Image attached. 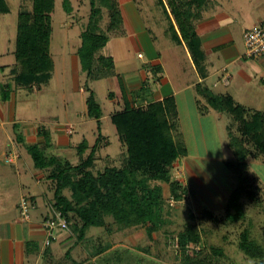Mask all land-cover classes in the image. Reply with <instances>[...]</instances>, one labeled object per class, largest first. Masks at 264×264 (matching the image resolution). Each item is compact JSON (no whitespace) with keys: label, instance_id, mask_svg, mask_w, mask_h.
Segmentation results:
<instances>
[{"label":"rangeland","instance_id":"rangeland-1","mask_svg":"<svg viewBox=\"0 0 264 264\" xmlns=\"http://www.w3.org/2000/svg\"><path fill=\"white\" fill-rule=\"evenodd\" d=\"M64 1L56 0V9L52 16L53 34L50 54L56 67L53 73L54 76H52L53 79L50 82L41 83L42 89H39L36 84L32 88L27 86L24 91L25 94H19L17 97L18 110L19 112L21 111L22 117L32 119V121L34 119L42 120V122L35 124L31 131L26 132L27 135L31 136L27 137L29 143L38 142L35 137L38 128L55 134L59 141L53 139L50 148L46 146L43 148L46 156L57 158L62 168L67 163L75 166L87 159L99 138V131L101 130L103 141L99 144L94 166L92 167V172L98 174L104 171L106 167L113 165L122 167L127 162V147L121 142L111 117L117 111L123 110L122 99L124 96L126 99L131 100L132 90L137 86L131 83L130 80H133V77H137L133 75L138 73L137 69L139 72L149 69L144 64H148L150 60L148 58L146 60L138 59L137 56L136 58H126L127 60L122 58L116 60L118 71H120L117 73H123L121 79L126 83L124 84V93L119 87L115 76L113 77L107 73L98 64H96L95 68V75L98 76V79L89 78L82 73L77 54L82 41L81 36L83 33L91 31L92 26L95 25L93 24L94 21L98 22L95 26L100 29V33L105 34L110 22L109 13L107 9L97 3V7L102 10V13L94 17L93 8L89 0H68L69 3L66 7ZM220 1L226 3L227 0ZM6 3L9 13L0 15V66L13 64L18 66L14 55L18 16L22 10L32 12L33 3L31 0H6ZM230 4V6L232 4L233 6L238 5L240 8L244 4L248 5V1L245 3L241 1L238 4V0H231ZM247 9L250 12L252 10L253 14L251 18H249L251 13L248 15V20L252 19L253 21L254 17L261 16V14H257L259 11L255 10L253 12L254 8L249 7ZM254 21L256 22V19ZM239 36L238 40L241 39ZM112 53L109 46L98 53V56H110ZM168 70L170 71V79L180 83L176 81V75L171 67ZM140 76L141 83H143L146 78L143 77V73ZM149 81L152 85L157 83V79L154 77H151ZM87 88L94 90L97 94L104 113L101 121L88 117L86 100L89 93ZM154 91H156V87H154ZM185 96L187 95L179 97L181 99L179 103L181 104L182 112L184 111L185 103L183 101L186 98ZM208 109H211V107ZM184 120L186 121L182 122L186 132L184 135L189 145V153L193 156V159L196 158L195 161L202 167L203 171H195L193 170L194 167H192L193 164H187L191 155L178 158L171 167L169 166L171 171L168 175L171 178L178 179L186 190V193L180 195L181 200L179 201L172 196L169 184L165 181H160V177L148 179L151 187H159L162 190L165 216L169 222L166 227L160 232L153 234L152 238L149 239L147 234L148 224L124 228L119 226L112 217L108 216L105 219V227L90 228L84 241L77 243L78 235L73 229H75V226L81 227L82 223L75 215H71L72 227L70 225V229L67 232H58V240L53 242L50 247L54 253L53 264H183V254L193 255V260L197 262L205 259V264H256L253 259L248 258L239 248L240 235L245 230H249L251 239L257 244L264 246V218H259L258 211L255 216V211H250V204H246L244 203L245 200H241V204L244 203L245 219L237 223L227 224L226 221H223L226 218V200L224 203L222 201L218 202L219 197L217 199V195L214 193L215 185L213 182L226 195L244 187V183L241 180L244 177L241 174H243L242 166L245 161L238 162L235 154H232L233 150L231 151L228 147L229 134L225 127L233 123L227 115L218 124H215L216 120L213 121L211 116L200 118L199 122L192 120L193 123L188 122L186 118ZM170 121L174 124L175 119L171 117L167 122L170 123ZM216 131L219 134H216ZM233 134L238 135L236 131ZM174 136L177 137V134ZM84 142L87 143L88 149L81 156L78 147ZM10 143L11 150L9 152L12 151L18 154L17 151L21 153L25 150L24 145L19 144L14 137ZM29 160L24 161L23 158L22 161L23 163L30 162L33 167L31 156H29ZM226 160L231 161L230 165L235 168L231 169L234 172L229 171L227 165H225ZM14 163L16 161L9 164ZM251 166L253 167V171H251L255 172L261 179V195L264 198V166ZM57 168L58 165L54 169L49 168L42 171L41 180L43 182L40 186L36 184V180H32V187L43 188L44 194H42V197L49 200L52 206L55 203L54 195L56 191V182L53 180L52 174ZM251 171L250 173L252 174ZM160 174L158 172V176H161ZM147 175H149V172L145 170L137 172L138 178L147 177ZM25 182L26 180L23 181V183ZM15 183V186L9 189V194H12L10 199L13 202L19 197L21 202L22 198L20 197L22 194L20 193L17 180H15ZM30 188L31 186L24 190L26 195ZM31 191L33 192L34 190ZM63 194L69 198L72 197V191L70 190H65ZM263 205L258 204L253 207L260 209ZM52 209V212H54V207ZM205 210L213 212L217 218L221 219V223L219 219L217 221L204 219ZM34 213L35 211L33 210L31 218ZM194 226L198 227L202 234V243L192 245L193 248H196L194 252L192 251V246L187 247L190 251L182 250L181 252V250L177 249L178 247H174L175 243H173V240H170L169 243L168 239H170L172 234L175 235L177 232L194 228ZM219 248L224 251L225 255L223 258L213 253L214 250ZM104 249V255L97 260L96 254ZM47 258H49L48 255L45 256V259Z\"/></svg>","mask_w":264,"mask_h":264},{"label":"crops","instance_id":"crops-1","mask_svg":"<svg viewBox=\"0 0 264 264\" xmlns=\"http://www.w3.org/2000/svg\"><path fill=\"white\" fill-rule=\"evenodd\" d=\"M116 1L120 7L123 23L120 30L108 33L109 42L105 47L110 46L113 52L109 57H113L115 61V72L120 76L123 75V73H117L120 71H118L116 60L120 58L124 60L137 56L138 59L148 58L150 60L148 64H144L149 69H144L143 72L137 69L138 73L133 74L137 77H133L130 81L137 87L132 90V94L143 86L140 74L143 73L145 81L151 80V77L157 79L156 84L150 83L153 99L155 102L164 103V110L169 113L168 119L171 116L175 119L174 124L177 131L172 134H181L179 137L185 142L187 156L191 154L184 135L186 132L182 121H186L185 118L188 122L192 120L199 122L200 118L211 116L213 121L216 120L215 124H218L225 115L229 116L233 124L227 125L225 129L229 134L228 147L231 151L233 150L230 142L231 134L235 131L241 134L242 130L241 123L236 122L232 114L209 105L206 98L200 94L202 87L209 89L218 97L232 99L235 106H240L244 114L241 122L245 123L249 131L254 132L252 134L256 132L260 134L264 131V56L248 59L244 42V34L247 31L259 24H264V0H250V2L241 0L244 3L248 1V5L244 4L240 8L238 5L230 6L231 0H227L226 3L220 0H202L204 1L202 4L199 0H187L193 16L190 22L192 28L186 31L188 33L185 36L180 32L173 8L167 0ZM241 1L238 0V4ZM175 5L180 7L179 3ZM249 7L254 8L253 12L259 11L257 14L261 16L254 17L253 21L248 20L250 13L249 18L253 17L252 10L250 12L247 9ZM183 9L186 8L179 10ZM180 18L183 19V17ZM238 36L241 37L240 40ZM169 66L176 75V81L180 83L170 79ZM20 72L18 66L14 64L0 66V264H53L54 253L50 249L52 245L45 246L46 233L43 228V222L51 214L53 206L49 200L43 199V188L32 187V180H36L39 186L42 184L43 170L36 168L33 159L32 167L29 160L31 156L29 147L39 145L42 150L45 146L50 148L52 140L57 137L51 132L38 128L35 135L38 142L29 143L27 137L30 135L26 132L31 131L35 124L42 120L32 121V119L22 117L21 111L18 110L17 97L19 94H25L24 91L27 88L25 79L17 77ZM227 75L230 76L229 84L223 82ZM52 79L53 77L45 82H50ZM185 79L187 80L184 81ZM37 87L40 89L42 86ZM184 95L187 96L185 100L183 97L185 105L182 112L179 97ZM148 105L145 103L143 107ZM134 106L138 108L137 104ZM209 107L211 109H208ZM170 123L173 124L171 121ZM215 133L219 134L218 131ZM13 137L19 144L24 145L25 150L21 153L17 151L16 163L9 164L6 160L12 153L9 151ZM255 153L258 156L250 157L242 166V175L248 181L246 185H250L247 188L244 185L241 200L250 204V211H255V216L258 211L259 218L263 219L264 205L260 209L253 207L264 204V198L261 195V179L255 172H252L251 165L263 167L264 153ZM232 154H234L233 151ZM23 158L24 161L28 159L30 162L23 163ZM189 159L187 164H193V170L203 171L195 161L196 158L193 159L191 155ZM230 162L226 160L225 165L229 171H233L234 167L230 165ZM56 166L50 168L54 169ZM15 180L22 194L20 198L26 196L35 205V213L30 221H25L21 216L19 197L13 202L10 199L12 194H9V189L15 186ZM24 180H26L25 183H23ZM213 184L216 198L219 197L218 202L224 203L226 200L227 204L234 191L226 195L218 185L214 182ZM30 186L26 195L24 190ZM46 255L49 258L45 259ZM103 255L95 257L98 260Z\"/></svg>","mask_w":264,"mask_h":264},{"label":"trees","instance_id":"trees-1","mask_svg":"<svg viewBox=\"0 0 264 264\" xmlns=\"http://www.w3.org/2000/svg\"><path fill=\"white\" fill-rule=\"evenodd\" d=\"M31 1L33 11L22 10L18 16L15 50L18 68L21 71L17 77L24 78V82L30 88L35 84L40 86L42 82L51 79L55 70V63L50 54V44L53 34L52 16L56 9V0ZM89 1L93 8V16H99L102 13V10L97 7V3H99L108 10L110 22L105 34L100 33V29L95 26L97 21H94L93 24L95 25L92 26L91 31L82 34L81 45L77 51L82 73L93 80H97L95 68L98 64L107 73L115 76L124 93V81L120 75L115 74L113 57L98 56V53L109 42L108 33L118 31L122 27L123 20L119 4L116 0ZM167 1L173 8L172 11L180 32L185 36L188 33L186 31H190L192 28L190 22L193 13L190 3L187 0ZM199 1L202 4L205 0ZM68 3V0L64 1L65 7ZM176 3L180 4L179 8L175 5ZM182 8L186 9L180 11L179 9ZM7 13H9V8L6 0H0V14ZM180 17L183 19L181 20ZM87 92L89 93L86 100L88 117L100 121L104 113L97 94L90 88H87ZM200 94L206 98L210 106L232 114L236 122L241 123V134L237 136L231 134L230 137L231 147L238 162H244L253 155L257 157L255 152L264 153V131L260 134L258 132L252 134L254 132L249 131L245 127V123L242 124L241 119L244 114L240 106H235L232 99L218 97L203 87ZM122 100L123 110L117 111L111 117L120 140L128 151L127 162L122 167L113 165L106 167L104 171L98 174L92 172L95 155L100 142L103 141L101 127H99V138L91 150L90 156L75 166L67 163L62 168L57 158L47 157L39 145L29 147L36 168L44 170L58 165L52 174L53 180L56 182L53 207L55 210L64 213L69 222V229L70 225L72 227L71 215H75L80 220L82 226H75L73 229L78 235L77 243L84 241L90 228L105 227V219L108 216L124 228L148 224L149 239L152 238L153 234L164 229L169 222L165 216L162 190L159 187H151L148 179L160 177V181L167 182L172 196L177 201L181 200L180 195L182 193H186L182 183L168 175L171 171L169 166L171 167L178 158L187 156L185 142L178 134L177 137L172 134L177 131L176 125L167 122L169 113L164 110V103L154 101L150 81H144L142 88L132 94L131 100L126 99L125 96ZM145 103L149 105L143 107ZM136 104L138 108L134 106ZM87 149L86 142L78 147L81 156L86 153ZM139 170L148 171L149 175L138 178L137 172ZM157 171L159 174L161 173V176H158ZM241 180L244 185L248 183L244 178ZM242 188H238L226 204V218L223 221H226L227 224L237 223L245 218L241 204ZM65 190L72 191L71 198L63 194ZM204 219L217 221L219 218L213 212L205 210ZM220 221L221 219H219ZM201 235L198 227L194 226V228L177 232L175 235L172 234L168 240L169 243L170 240H173L175 248L178 244L177 249L181 252L182 250L190 251L187 249L188 246L202 243ZM191 248L193 252L196 249L193 246ZM239 248L256 264H264V246L254 242L248 230L241 233ZM105 249L96 255H102ZM213 253L220 258L225 255L221 248L214 250ZM192 256L183 254V264H205V259H203L204 262H197L193 260Z\"/></svg>","mask_w":264,"mask_h":264},{"label":"built area","instance_id":"built-area-1","mask_svg":"<svg viewBox=\"0 0 264 264\" xmlns=\"http://www.w3.org/2000/svg\"><path fill=\"white\" fill-rule=\"evenodd\" d=\"M244 42L246 46V57L255 59L264 56V24H259L252 30L244 34ZM142 57V55H139ZM230 76H225L223 82L229 84ZM18 154L12 152L7 157V162H15ZM32 201L23 197L20 202L21 216L25 221L31 220V212L35 209ZM43 228L46 233L45 246L49 247L53 242L58 240V232L69 231V222L62 211L55 210L43 222ZM178 247V244L176 245ZM199 250V248H197Z\"/></svg>","mask_w":264,"mask_h":264}]
</instances>
